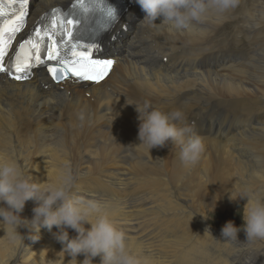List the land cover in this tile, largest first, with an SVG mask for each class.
Returning <instances> with one entry per match:
<instances>
[{"label": "bare ground", "instance_id": "1", "mask_svg": "<svg viewBox=\"0 0 264 264\" xmlns=\"http://www.w3.org/2000/svg\"><path fill=\"white\" fill-rule=\"evenodd\" d=\"M68 2L32 0L31 15ZM144 17L126 16L131 39L124 47L126 34L116 35L106 58L118 55L117 62L98 85L60 89L41 72L25 83L0 78V153L41 190L71 175V198L79 207L97 203L137 264H264V239L249 241L243 232L222 237L205 212L213 200V212L230 214L229 195L246 191L264 199V0H237L224 14L210 10L188 30L160 19L141 24ZM230 50L246 58L234 61ZM145 103L165 113L180 110L187 126L198 120L208 126L193 127L204 144L195 166L181 161L174 142L150 155L135 145L138 114L128 104ZM206 148L215 163L206 162ZM235 202L244 211L246 199ZM35 206L27 201L20 216L31 219ZM21 227L13 239L0 224V264H76L60 252L54 234L61 229ZM76 259L82 264L84 257Z\"/></svg>", "mask_w": 264, "mask_h": 264}, {"label": "clouds", "instance_id": "2", "mask_svg": "<svg viewBox=\"0 0 264 264\" xmlns=\"http://www.w3.org/2000/svg\"><path fill=\"white\" fill-rule=\"evenodd\" d=\"M145 17L140 21H151L153 24L160 19L162 24L171 25L177 30H188L193 22H201L210 10L224 14L237 6V0H135ZM137 112L138 133L137 147L143 146L150 155L152 149L164 148L171 141L180 145V159L188 166H195L204 151L201 137L192 127H176L175 122L183 118L180 110L170 113L152 109L145 103L143 106L134 104ZM116 119V118H115ZM133 145V144H129ZM72 177L62 174L61 179L49 183L41 190L32 183L19 163L6 154L0 153V224H3L11 238L20 235L18 232L23 222V229L39 233L41 228L51 232L55 226L61 229L55 239L62 245L60 252L71 257L70 261L77 264V256H83L82 264H92L96 257L101 264H137V260L127 250L124 234L106 214H101L100 206L89 202L86 207H79L70 196ZM236 199H246L241 215L242 224L237 227L233 221H226L221 228V236L238 238L243 232L249 240L264 239V199L255 193L246 191ZM33 200L36 206L32 209L31 219L22 218L25 203ZM229 201L235 202L233 198ZM214 210V209H213ZM93 213L97 216L93 221ZM90 225L85 228L84 224ZM63 228H70L76 236L69 237ZM211 235L210 230L206 228ZM39 236L36 235V240Z\"/></svg>", "mask_w": 264, "mask_h": 264}, {"label": "snow or ice", "instance_id": "3", "mask_svg": "<svg viewBox=\"0 0 264 264\" xmlns=\"http://www.w3.org/2000/svg\"><path fill=\"white\" fill-rule=\"evenodd\" d=\"M29 3L30 0H0V74L22 81L31 77L34 68L46 66L55 82L65 80L69 75L80 81L99 82L108 75L114 61L95 58L100 48L98 38L94 36L87 43L78 38L82 19L90 13H102L104 23L100 32L116 22L115 11L105 4V0H72L67 11L52 9L49 22L37 27L19 45L14 60L6 63L7 49L21 30ZM41 53L45 55L42 57Z\"/></svg>", "mask_w": 264, "mask_h": 264}, {"label": "rangeland", "instance_id": "4", "mask_svg": "<svg viewBox=\"0 0 264 264\" xmlns=\"http://www.w3.org/2000/svg\"><path fill=\"white\" fill-rule=\"evenodd\" d=\"M128 17H130V15H128ZM137 21H134L132 23V25H135L137 23ZM130 36H131V33L130 32L125 36V38H124V40L122 42V44H123L124 47L128 45V43H129V41L131 39ZM230 45H231V43H230ZM232 51L233 50H230L228 52V55L232 56V58H233L234 61L241 60L242 57L246 58V53H244V52H237L238 53L237 54V53H234L235 51L234 52H232ZM184 62L187 63V61H184ZM198 122H199V120L195 124V128H198V126H201L202 127V130L204 132H206V128L208 129V126L206 127V124L202 125L204 122H201V123H198ZM103 132H105V131H103ZM198 132L199 131H196V133H198ZM215 156L216 155H215V153L213 151H210L209 149L206 148V162L209 159V161L211 163H215L216 160H217ZM212 158H214V160ZM209 169L210 168H208V170ZM209 171L211 173V170H209ZM84 183H87V182H83V187L86 188L87 184H84ZM88 185H89L88 188H90L89 190H92V189L95 188L94 181L90 182V184H88ZM207 190L209 192H212V189H207ZM233 199L236 201V198H233ZM212 201L210 200V202L208 203V205H206V208H205V212H206V215H207L208 223H209V225H211L212 228H214V227L215 228H222V226L225 224V222L226 221H230V220L233 221L234 224L237 227H239L242 224V220H241V215L243 214V206L242 205H235L237 202H231L229 204L230 205L229 208H232L230 214L228 212H224V211L222 213L221 212H213V209H215V208H214V203ZM228 215H230V216H228ZM63 229H65V228H63Z\"/></svg>", "mask_w": 264, "mask_h": 264}]
</instances>
